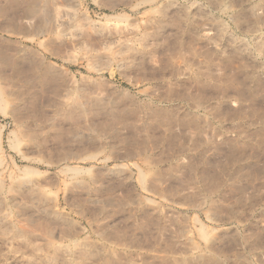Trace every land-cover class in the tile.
Segmentation results:
<instances>
[{
  "label": "rangeland",
  "instance_id": "374dc122",
  "mask_svg": "<svg viewBox=\"0 0 264 264\" xmlns=\"http://www.w3.org/2000/svg\"><path fill=\"white\" fill-rule=\"evenodd\" d=\"M0 264H264V0H0Z\"/></svg>",
  "mask_w": 264,
  "mask_h": 264
},
{
  "label": "bare ground",
  "instance_id": "6f19581e",
  "mask_svg": "<svg viewBox=\"0 0 264 264\" xmlns=\"http://www.w3.org/2000/svg\"><path fill=\"white\" fill-rule=\"evenodd\" d=\"M120 29L122 30V28H119V31H120ZM113 31V30H112ZM117 31V30H116ZM123 32V31H122ZM114 33H117V32H114ZM97 71H100V69H97Z\"/></svg>",
  "mask_w": 264,
  "mask_h": 264
}]
</instances>
